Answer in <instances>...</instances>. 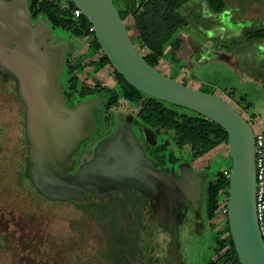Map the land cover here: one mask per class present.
Segmentation results:
<instances>
[{
	"label": "rangeland",
	"instance_id": "obj_1",
	"mask_svg": "<svg viewBox=\"0 0 264 264\" xmlns=\"http://www.w3.org/2000/svg\"><path fill=\"white\" fill-rule=\"evenodd\" d=\"M241 1H244L243 9L240 8ZM226 2V10L214 15L201 0H190L180 11L188 18V25L179 32L182 38L180 45L166 46L156 68L185 86L221 97L249 122L251 120L250 124L257 132L264 130V41H254L236 50L229 48L231 38L240 37L252 27L264 25V0ZM120 11L128 34L134 38L130 17L123 8ZM51 36H57V43L61 44L66 40L72 47L76 46L75 55L89 52L86 47L90 38L68 37L71 35L58 28L51 30ZM133 42L138 49L136 39ZM139 52L142 55L147 53L144 49ZM96 57L97 54L93 59ZM89 69L86 67L75 72L76 77L89 87L112 86L115 83L112 66L108 65L92 75L87 74ZM67 79L68 74L63 69L60 76L63 92L66 91ZM225 91H231L232 97L225 95ZM243 107L247 112L243 111ZM179 110L191 114L189 111ZM136 111L135 106L124 100H120L117 107L108 112L100 105L94 107V124L91 125L89 135L68 157L69 169L76 171L94 159L100 147L99 141L115 129L117 114L123 116L125 122L131 123L135 122L133 118ZM250 114L255 116L254 120L249 117ZM135 131L142 145L146 146L147 130L137 125ZM23 133V109L15 97V83L0 72V264L114 262L119 257L116 249L119 248L121 239L113 226V219L116 215L118 218L120 213L108 212L105 206L124 205V202H117L116 198L100 201L87 198L76 200L75 203L42 200L34 190L30 178L27 175L23 178L20 176L21 169L25 166L26 153ZM172 136L171 131L160 133L157 140H168L170 148L181 156L180 164H175L180 172L189 171L201 178L200 199H197L194 209L188 211L185 217L189 222L181 223L182 212L176 216L178 224L181 223L174 231L176 238L164 226L152 225L151 234H145L143 244L157 245L158 252L162 253L158 255L161 263L165 262L173 243L177 252V264L179 260L181 264H207L210 259H217L225 252L224 249L217 254L221 244L215 243L214 236L226 226L227 197L219 200L218 209L208 210L209 206L203 203V191L207 182L204 175L215 172L225 162L229 154L228 144L191 162L188 147L177 148L172 143ZM183 205L178 209L182 210ZM120 209L115 207L112 210ZM191 219L195 221V225ZM223 237L225 244L228 237Z\"/></svg>",
	"mask_w": 264,
	"mask_h": 264
},
{
	"label": "water",
	"instance_id": "obj_2",
	"mask_svg": "<svg viewBox=\"0 0 264 264\" xmlns=\"http://www.w3.org/2000/svg\"><path fill=\"white\" fill-rule=\"evenodd\" d=\"M70 1L91 24L101 51L126 82L151 97L198 113L225 130L231 158L226 204L229 234L239 264H264V244L256 212L255 136L251 124L221 97L185 86L148 64L130 39L112 0ZM26 4V0L0 1V71L15 78L25 103L24 129L30 145L32 182L46 197L59 200L81 199L82 192L95 189L98 184L107 192L125 187L141 190V178L132 175L134 170H128L127 162L109 165L101 157L105 148L118 146L120 130L103 142L94 160L76 174H61L69 165V150L79 144L78 139L73 143L75 128L100 99L84 101L73 111L63 107L58 75L67 45L44 44L51 27L42 22L31 27ZM38 31L45 33L41 43L34 41ZM11 43L17 46L13 50L8 47ZM42 46L43 52L39 50ZM129 140L134 141V137L130 135ZM146 140L153 143L149 131ZM182 178L180 182L174 178L175 186L186 196L193 192L195 196L189 200L196 203L200 199V177L186 171ZM167 264H177L173 243Z\"/></svg>",
	"mask_w": 264,
	"mask_h": 264
},
{
	"label": "trees",
	"instance_id": "obj_3",
	"mask_svg": "<svg viewBox=\"0 0 264 264\" xmlns=\"http://www.w3.org/2000/svg\"><path fill=\"white\" fill-rule=\"evenodd\" d=\"M112 1L121 19V8L130 17L135 34L134 38L129 35L130 39L132 41L136 39L138 51L142 49L147 51L145 55H141L152 67L156 68L158 66L166 46L179 47L182 40L179 32L188 25V18L186 15L181 14L180 11L188 5L190 0ZM201 1L205 3L206 9L214 15L223 13L228 5L227 0ZM26 2L32 18H39L46 25L51 26L52 29L58 28L61 31L67 32L71 35L68 37L78 39L90 38V42L86 47L89 50L88 53H91L89 56L86 52L75 55L74 53L77 47H72L67 42L68 44L63 58V69L68 74L67 85L65 86L66 91L63 92L64 96L73 103L92 97H99L102 100L100 106L105 112L117 107L120 100H124L135 106L137 111L133 119H135L137 125L152 134L154 149L151 154L157 160L158 166L166 167L171 164H180L181 157L176 155L170 148L168 140H157V135L160 133L171 131L173 133L172 143L179 149L188 147L191 162L221 145L228 144L227 133L220 125L191 110L164 102L137 90L126 82L115 70V83L112 86L95 85V87H89L83 81H80L75 75L77 71H82L86 67H89L90 70L87 74L92 75L108 65L111 66L108 58L103 54L100 45L95 39L91 24L82 14L77 18L74 17L73 11L76 7L70 0H26ZM243 2H240V8L242 9L244 6ZM254 41H264V25L252 27L243 32L240 37L231 38L229 49L236 50L243 48L248 43L251 44ZM96 54L97 57L93 59ZM225 95L231 98L232 92L225 91ZM15 97L20 102L16 93ZM179 109L189 111L191 114L181 112ZM242 109L247 112L245 107ZM249 117L252 120L255 119V116L252 114ZM23 132L26 153L24 154L25 166L21 169V178L26 175L30 178L34 190L42 200L63 203L64 201L62 200L46 197L32 182L29 173L31 172V167L28 162L27 140L24 126ZM230 168L231 158L228 154L225 162L219 165L215 172H209L208 175H204L207 182L203 191V203L205 206H209L208 210L210 211L218 209L219 200L228 195V176L224 172L226 171L229 174ZM71 202L75 203L72 200ZM225 218L226 226L214 236L215 243L219 242L221 244L217 254L224 249L225 252L220 254L217 259H210L207 264H239L229 234L226 212ZM224 235L228 237V242L225 244L223 243ZM174 238H176L175 234ZM130 239L121 242L119 240V248L116 249L119 252V257L114 259V262H117L115 264H134V261H136L138 252H140L139 247L138 245L135 246L133 240Z\"/></svg>",
	"mask_w": 264,
	"mask_h": 264
},
{
	"label": "flooded vegetation",
	"instance_id": "obj_4",
	"mask_svg": "<svg viewBox=\"0 0 264 264\" xmlns=\"http://www.w3.org/2000/svg\"><path fill=\"white\" fill-rule=\"evenodd\" d=\"M29 20L31 27L35 26L37 22L44 23L39 18H32L30 16V12H29ZM51 30L52 28L50 29L49 35L45 39L44 44L49 42H51L52 46L60 44L57 43L58 41L57 36L54 37L51 36ZM44 34H45L44 32L41 33V31H38V35L37 37H35L34 41L36 43L39 42L41 43ZM25 43L28 45L27 41ZM8 47H10V49L13 50L17 46L15 43H11ZM39 50L43 52L45 50L44 46L40 47ZM63 63H64V59L62 62L60 74L58 75V86L62 94L63 107L67 111H73L78 105H80L84 101L93 99L94 97L86 100L75 101L73 103L66 96H64L63 88L60 86V76L62 75L63 72ZM5 75L8 76V78L15 83V93L18 95L21 102L20 104L23 109V126H24L26 108H25V103H23V101L20 98L17 81L13 76H9L7 74ZM101 103L102 100L100 99L99 103L91 107L90 115H86L83 119L84 121L82 123L80 122L79 126L75 128L74 134L72 136L76 138L74 139L73 143L77 139H78L77 143H80L89 135L91 125L94 124V119H95L93 115V109L94 107L100 105ZM117 119H118V123L115 125V129L99 141L101 142L100 146L103 144V142L108 140L119 130H120V134L122 135V138H119V140L117 141L116 144L118 146L108 147L107 150L105 148L106 152L105 151L102 152L101 157L104 159L103 160L104 163L107 162L109 165H113L117 161H121L124 164L127 162L126 166L129 167L128 170L130 171L131 169L134 170L133 172L131 171L132 175L134 177L139 176V178H141L140 184H142L141 187L143 186L142 189L140 190L135 187H125L115 192H107L106 190H104L103 187H101L102 185L98 184L95 189L82 192L81 194L84 195L81 199L65 198L62 201H71V200L76 201L87 198H91L92 200L95 201H100V200H106L107 198L109 199L116 198L117 202L118 201H121V203L124 202V205L114 204V205L105 206V208H107L108 212L119 211L120 213L118 218L117 215L116 217H114L113 226L118 231L117 233L119 234L121 241H126L127 239L131 238L130 240H133L135 246L138 245L140 252H138L134 264H167L169 254L165 258V262L161 263L158 255L162 253L158 252L157 245L153 246L152 244H150L149 246H147L148 244H143V238L145 234H147V232L151 234L150 226L152 225L164 226V228L172 232V235L174 236L175 234L174 231L175 229H177L179 224L183 222H189V220H186L185 217L188 211L190 212V210L192 211L194 209L193 208L194 203L189 199L191 197H194L195 195L192 192L191 194L189 193L186 196V194L181 190V188L179 186H175L173 182L174 178L179 182L182 181L183 179L182 177L184 176V174H186V171L180 172L179 167H177V165L175 164L174 165L171 164L166 167H161L157 165L156 162L157 160L154 158V155L151 154L152 150L154 149L153 148L154 139L152 144L146 142V146L142 145V142L139 140L138 138L139 136L135 131V127L137 126V124L134 121H132L131 123L125 122L124 117L123 116L120 117L118 114H117ZM130 135L134 137V141L132 140V142L129 140ZM75 148L76 146H73V148L69 150L67 157H69L72 154ZM27 150H28V162L30 163V167L32 169V165L29 160L30 145L28 144V142H27ZM97 152L95 154V157L97 155ZM141 154H143L144 158L142 157ZM147 160L151 163V165L148 164ZM69 168L70 165H68V167H64L63 171H61V174L63 176H71L76 174L80 169L78 168L76 171H71ZM75 195L77 194L74 193V196ZM69 197H71V195ZM196 202H198V200ZM181 204H184L182 206L183 209L179 210L178 207H180ZM115 207L117 208L120 207L121 209L112 210ZM181 212L183 213L181 214L182 221L181 223L178 224V220H176V216ZM190 221L194 222L195 225V221L193 219H191ZM126 229L127 231L128 229L130 230L128 231L127 235H125ZM131 234L133 235L131 236ZM151 249H154V251H151ZM115 263L117 262H109V264H115ZM179 264H181L180 260H179Z\"/></svg>",
	"mask_w": 264,
	"mask_h": 264
},
{
	"label": "built area",
	"instance_id": "obj_5",
	"mask_svg": "<svg viewBox=\"0 0 264 264\" xmlns=\"http://www.w3.org/2000/svg\"><path fill=\"white\" fill-rule=\"evenodd\" d=\"M74 17H79L81 11L75 8ZM254 149H255V173H256V212L260 235L264 244V131H254ZM225 175L228 173L225 171Z\"/></svg>",
	"mask_w": 264,
	"mask_h": 264
},
{
	"label": "crops",
	"instance_id": "obj_6",
	"mask_svg": "<svg viewBox=\"0 0 264 264\" xmlns=\"http://www.w3.org/2000/svg\"><path fill=\"white\" fill-rule=\"evenodd\" d=\"M64 42L61 43V45H67V41L66 40H63ZM90 70V69H89Z\"/></svg>",
	"mask_w": 264,
	"mask_h": 264
}]
</instances>
